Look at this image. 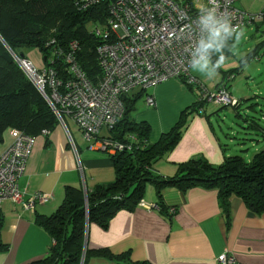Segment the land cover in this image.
<instances>
[{
	"label": "crops",
	"instance_id": "1",
	"mask_svg": "<svg viewBox=\"0 0 264 264\" xmlns=\"http://www.w3.org/2000/svg\"><path fill=\"white\" fill-rule=\"evenodd\" d=\"M235 5L247 13L253 11L249 0H238ZM258 13H262L260 20L247 23L239 30H255L259 38L258 35L257 38L254 35L247 38L256 39L257 42L245 52L236 67L229 69L235 66L237 59L231 66L221 67L218 75L211 79L190 69L189 73L206 90L219 87L227 75L239 72L246 62L261 59L259 50L264 47V30L260 23L264 22V8ZM248 53H252L249 59L246 58ZM26 55L30 62L35 61L36 67L43 65L42 60L36 61V54L31 51L26 52ZM256 56L258 59L254 58ZM229 82L227 87L231 93ZM138 91L150 94L154 101L152 106L146 107L143 100L144 104L138 110L136 107V114L132 116L134 122H145L148 125V143L155 142L161 133L167 131L183 110L188 112L176 144L152 165L154 173L172 175L177 163L194 156H202L213 165L220 164L225 156L233 154H241L249 160L256 151L264 148L259 146L263 145L261 140H264V130L262 139L255 138L260 128L253 123L252 118L246 122L248 115L241 117L240 107L231 110L238 117L236 119L243 121L240 128H243L245 134L253 130L247 144L244 143L248 141H238L235 136L239 127L236 119L230 118L227 122L220 117V111L231 105L203 103L199 106L200 113L195 110L190 112L199 96L196 86L189 87L178 79L168 78L148 88L147 92L136 90L129 94ZM76 130L69 119L66 130L57 123L47 134L34 137L17 185L25 196L44 193L49 194L50 199L42 204L35 203L32 212L23 210L19 204L9 200L0 204V238L6 245L0 252V264H24L47 253L52 240L42 228L34 224V216L52 213L61 202L64 186L89 190L95 183L113 179L114 173L107 154L87 149L80 135L74 136ZM16 133L15 129L3 131L0 153L13 141ZM142 201L156 204L150 185L145 187ZM162 202L167 209L174 208V212L169 213L172 214L170 219L155 209L136 206L131 211H116L104 228L94 222L87 223L85 247L92 250L107 249L113 254L127 252L131 260L147 261L150 264H219L216 257L224 252L234 256L232 264H264V212L261 215L253 214L240 198L233 197L230 200V225L226 228L214 189L192 187L183 193L169 189L162 193ZM87 264L125 263L91 257Z\"/></svg>",
	"mask_w": 264,
	"mask_h": 264
},
{
	"label": "trees",
	"instance_id": "2",
	"mask_svg": "<svg viewBox=\"0 0 264 264\" xmlns=\"http://www.w3.org/2000/svg\"><path fill=\"white\" fill-rule=\"evenodd\" d=\"M106 15L107 1L79 10L72 0H0V140L5 129L36 136L42 129L49 132L58 123L43 96L18 66L15 56L23 57L25 51L33 49L45 65L54 48L65 47L69 41L77 40L78 64L94 83L100 75L94 52L100 38L89 31V25L103 24ZM229 45H233V40ZM225 55L231 56L232 50L226 48ZM251 57L252 53L246 55L247 59ZM52 67L60 78L66 77L62 62L53 63ZM181 82L193 86L184 79ZM140 92L121 98L122 115L107 132L110 140L130 143L128 149L107 155L113 179L95 183L89 190L64 186L61 202L55 210L48 215L34 216V224L52 240L47 253L24 264H79L80 261L87 264L91 257L125 264H150L131 260L127 252L113 254L107 249L85 247L87 223L94 222L104 228L116 211H131L142 200L147 185L154 191L157 211L167 219L172 214L162 202V193L169 189L183 193L192 187L216 191L226 228L230 225V200L233 197L240 198L253 214L264 212V148L256 151L249 160L241 154H233L213 165L202 156H194L177 163L172 175L152 172L154 162L178 141L188 112L183 110L167 131L155 142L148 143V125L134 122L130 117ZM192 106L190 112L196 107ZM237 107L238 104L234 105ZM253 123L264 130L257 122ZM1 227L0 215V232ZM5 248L0 238V252Z\"/></svg>",
	"mask_w": 264,
	"mask_h": 264
},
{
	"label": "built area",
	"instance_id": "3",
	"mask_svg": "<svg viewBox=\"0 0 264 264\" xmlns=\"http://www.w3.org/2000/svg\"><path fill=\"white\" fill-rule=\"evenodd\" d=\"M107 1V15L103 24L89 25V31L100 38L95 47L96 64L100 70L96 82L89 80L80 68L76 53L77 40L69 41L65 47L54 48L47 63L36 68L29 60L15 56V61L43 96L57 119L66 130L65 118L76 125L85 147L107 155L128 149L130 143H119L107 135L115 121L121 117V98L129 93L146 91L168 78L196 86L199 96L195 112L200 113L201 104L234 106L238 100L232 98L227 82L214 90H206L192 76L187 49L191 43L188 25L198 16V5L209 4V0H72L79 10H85L99 2ZM238 0H215L219 11L226 12L238 31L247 23L260 20L262 13H247L239 9ZM192 31L195 32L193 25ZM62 62L66 74L60 78L52 64ZM144 102L152 106L153 98L144 95ZM103 130V133L100 131ZM46 129L39 134L45 135ZM34 137L17 131L13 141L0 153V204L4 200L17 203L22 209L32 212L35 203H44L49 194L35 193L25 196L18 188L17 179L22 174L25 162L34 142ZM133 141V137L130 139ZM137 206L147 210L158 207L139 200ZM174 212L173 207L168 208ZM219 264H232L234 256L222 253L216 257Z\"/></svg>",
	"mask_w": 264,
	"mask_h": 264
},
{
	"label": "rangeland",
	"instance_id": "4",
	"mask_svg": "<svg viewBox=\"0 0 264 264\" xmlns=\"http://www.w3.org/2000/svg\"><path fill=\"white\" fill-rule=\"evenodd\" d=\"M202 1L200 0V3ZM250 4L253 7L252 13L256 14L260 12L261 8H264V2L262 1H254V0H249ZM260 25L262 26V30H264V22H261ZM242 32V35L240 36L239 40L236 41L234 38V48H233V56L227 57L225 60L224 64L222 67L226 65H230L235 59H237V62L235 66H231L229 69L236 67L239 64L240 58L245 54V52H248L247 50L249 48H253L255 43L257 42L256 39L250 38L247 40L250 35H254L255 38H257L258 33L255 32V30H250L246 31L244 28L240 31ZM259 38V35H258ZM261 40V39H259ZM31 51L32 53L36 54V61H41L40 55L33 49L28 50ZM25 51L23 54V57L26 59L28 58V55H26ZM259 52L262 54L261 59L259 60H252L250 62H246L241 68L240 71L237 73H231L233 74L232 80L229 82V87L231 88V96L233 99L238 100L239 104L238 107H240L239 111L241 114V117H244L245 115H248V120L246 122H249L250 118H253L255 122H257L260 126L264 128V47H262ZM255 59H258V56L254 57ZM15 59V58H14ZM28 60V59H27ZM35 61H31V63L34 65ZM261 62V63H260ZM249 63V64H248ZM35 66V65H34ZM43 66V65H42ZM259 66V69H257ZM36 67V66H35ZM40 68V67H36ZM228 70V69H227ZM27 78V77H26ZM147 92V91H146ZM143 94H140V96L137 98L135 102V108L134 110L130 113V117L134 116L136 114V107L137 110L144 104L143 102V97L145 92H141ZM146 104V103H145ZM144 106L148 107L146 104ZM231 108H234L232 106H228L226 109L223 111H220V117L226 119L228 122V119H236L234 113L232 112ZM224 112V113H223ZM223 113V114H222ZM224 115V116H222ZM71 120V119H70ZM220 120V118H219ZM239 120V121H238ZM65 121L67 118H65ZM72 121V120H71ZM221 122V120H220ZM236 122L239 124V127L237 128V133H235L236 138H238V141L243 142V139H245L248 142H245L244 144L249 143V136L253 135V130H250L248 133H244L243 128H240L241 125L243 124L241 119H236ZM74 124V122L72 121ZM76 127V125L74 124ZM103 133V130L100 131ZM76 135L79 136L78 130H76ZM74 134V131H73ZM262 130H259L258 135L254 136L255 138L262 139ZM261 143L263 145H259L260 147L264 146V140H261ZM85 145L86 143L83 142ZM90 150V149H89Z\"/></svg>",
	"mask_w": 264,
	"mask_h": 264
},
{
	"label": "clouds",
	"instance_id": "5",
	"mask_svg": "<svg viewBox=\"0 0 264 264\" xmlns=\"http://www.w3.org/2000/svg\"><path fill=\"white\" fill-rule=\"evenodd\" d=\"M209 4L211 6L199 4L198 16L187 26L191 40L187 52L190 67L211 79L218 75L227 59L225 49L231 51L235 46H230L229 41L233 38L238 41L242 32L232 24L228 13L219 11L215 0H209ZM193 25L195 32L192 31Z\"/></svg>",
	"mask_w": 264,
	"mask_h": 264
},
{
	"label": "water",
	"instance_id": "6",
	"mask_svg": "<svg viewBox=\"0 0 264 264\" xmlns=\"http://www.w3.org/2000/svg\"><path fill=\"white\" fill-rule=\"evenodd\" d=\"M84 207H86V199L85 198H84ZM79 264H81V261Z\"/></svg>",
	"mask_w": 264,
	"mask_h": 264
}]
</instances>
